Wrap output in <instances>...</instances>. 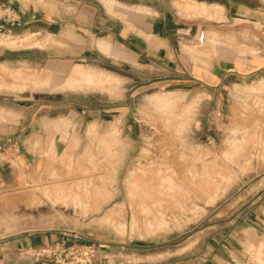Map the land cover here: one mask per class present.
I'll list each match as a JSON object with an SVG mask.
<instances>
[{
    "label": "rangeland",
    "instance_id": "obj_1",
    "mask_svg": "<svg viewBox=\"0 0 264 264\" xmlns=\"http://www.w3.org/2000/svg\"><path fill=\"white\" fill-rule=\"evenodd\" d=\"M151 1L178 19L201 16L205 42L181 37L179 46L194 59L208 55L212 7L185 13L189 9L181 0ZM221 1L233 13L244 5L264 10L263 0ZM244 27L237 23L239 31ZM2 37L19 44L0 46V94L25 98L38 92L51 115L53 97L71 88L37 89L33 83L51 82L53 73L63 83L69 73L59 71L46 53L25 50L33 42L24 34L1 31ZM47 42L39 46L49 47ZM102 68L117 71L110 62ZM120 75L112 90H75L87 93V118L77 113L63 120L56 145L54 136L45 135L42 145H34L36 157L25 162L23 148L12 142L11 179L0 182V264H56L49 250L64 240L165 239L174 252L196 243L206 246L216 233L232 236L233 226L245 223L264 194V97L259 87L246 94L238 87L229 90V105L235 109L230 120L215 112L213 103L198 102L195 94L138 88L137 74L127 69ZM59 101L60 113H67L63 98ZM83 120L87 132L79 131ZM93 125L95 133L90 134ZM163 222L169 227L161 228Z\"/></svg>",
    "mask_w": 264,
    "mask_h": 264
},
{
    "label": "crops",
    "instance_id": "obj_2",
    "mask_svg": "<svg viewBox=\"0 0 264 264\" xmlns=\"http://www.w3.org/2000/svg\"><path fill=\"white\" fill-rule=\"evenodd\" d=\"M181 1L189 9L185 13L201 12L205 7L213 9L211 24L214 31L211 45L206 49L207 56L194 59L179 46L181 37L197 42L204 29V19L193 15L178 19L160 2L0 0V6L8 8L17 20L13 27L8 24L9 33L24 34L29 42H33L24 49L46 53L55 58L59 71L69 73L68 80L63 83L56 82L54 73L51 82L34 81L36 88L63 85L74 89L64 94L57 92L51 115L38 92L25 98L0 94V182L6 184L11 179L9 150L12 142L23 148L25 162L36 157L34 145L36 142L42 145L45 135L54 136L56 145L58 128L63 120L77 113L87 118V93L75 90H112L120 72L127 69L137 74L138 88H176L187 96L195 94L198 102L213 103L214 111L223 119L234 117L235 109L229 105L232 88L243 89L246 94L256 86L264 97V10H253L244 5L240 13H233L221 0ZM238 22L244 23V31L237 29ZM2 38L15 44L0 46L19 44L13 37ZM47 39L51 41L49 47L39 46L48 45ZM241 47L244 53H241ZM255 48L256 53L252 51ZM74 62L79 63L72 67ZM108 62L116 65L117 71L103 69ZM90 72L99 77L97 80L95 76V84L90 74L86 81L82 80L83 74ZM159 72L162 74H157ZM141 75L148 76V80L140 82ZM39 81L42 82L38 85ZM0 87L3 84L0 83ZM60 98L67 104V113H60ZM86 126L87 120H83L79 131L87 132ZM95 128V125L91 126L89 133L94 134ZM261 190L264 193V186ZM258 199L245 223L233 226L232 236L218 237L216 233L206 246L196 243L188 250L174 252L165 244V239L107 240L103 243L84 240V243L97 247L94 264H243L246 255L264 251V194H259Z\"/></svg>",
    "mask_w": 264,
    "mask_h": 264
},
{
    "label": "built area",
    "instance_id": "obj_3",
    "mask_svg": "<svg viewBox=\"0 0 264 264\" xmlns=\"http://www.w3.org/2000/svg\"><path fill=\"white\" fill-rule=\"evenodd\" d=\"M11 12L5 6H0V32H9L8 24L13 27L17 20L11 16ZM206 32L200 31L198 43H204ZM264 236V234H263ZM49 256L53 257L56 264H94L97 258V247L94 244H79L67 241H58L49 250ZM243 264H264V251L256 255H246Z\"/></svg>",
    "mask_w": 264,
    "mask_h": 264
},
{
    "label": "bare ground",
    "instance_id": "obj_4",
    "mask_svg": "<svg viewBox=\"0 0 264 264\" xmlns=\"http://www.w3.org/2000/svg\"><path fill=\"white\" fill-rule=\"evenodd\" d=\"M0 43H1V45H4V44H8V45H13V44H15V43H11L10 42V40H8V39H3V38H1L0 39ZM91 75V77H92V82H94V84H95V81H94V79H95V76L96 75H94L92 72H90V73H87V74H83V77H82V80H84V81H86V79H87V75ZM97 77V76H96ZM79 78V77H78ZM98 78L99 77H97V80H98ZM96 80V81H97ZM42 82V81H41ZM41 82H39L38 83V85L41 83ZM42 83H48V81H45V82H42ZM160 226H162L161 228H168L169 227V224L167 223V222H163V224H161ZM158 228V227H157ZM159 229V228H158Z\"/></svg>",
    "mask_w": 264,
    "mask_h": 264
}]
</instances>
